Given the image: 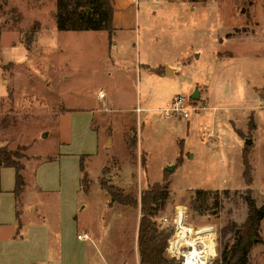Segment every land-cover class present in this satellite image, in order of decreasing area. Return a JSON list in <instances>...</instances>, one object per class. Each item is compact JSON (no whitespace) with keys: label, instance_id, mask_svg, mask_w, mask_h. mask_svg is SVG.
Instances as JSON below:
<instances>
[{"label":"rangeland","instance_id":"rangeland-1","mask_svg":"<svg viewBox=\"0 0 264 264\" xmlns=\"http://www.w3.org/2000/svg\"><path fill=\"white\" fill-rule=\"evenodd\" d=\"M130 10L135 13L131 26L109 36L106 31H58L56 0H0V147H20L24 157L41 160L27 164L23 177L28 185L20 197L26 220L47 215L56 237L51 251L38 247L39 263L46 257L42 264L52 259L58 260L54 264H84L90 253L93 264H139L141 200L154 189L146 183L140 150L150 151L158 163L181 147L188 122L205 106L201 88L193 87L196 99L190 97L194 90L185 94L182 86L189 83L208 86L214 107L208 113L218 122L220 154L211 160L203 149L212 146L203 140L209 132L203 122L191 142L197 145L198 135L203 143L200 150L192 146L199 151L196 161L183 167L174 163L172 171H164L159 185L168 182V197L164 210L152 218L155 228L171 231L159 221L176 201L170 189L184 192L185 222L213 227L212 264L245 222L248 193L256 206L264 205V0H137ZM169 19L194 24L196 36L186 38L173 28L170 39L165 34ZM195 52L200 59L178 80L146 72L147 65L157 68L165 59L181 67V57L194 60ZM175 92H185L180 95H188L197 109L188 119L164 113ZM246 139L252 144L244 149ZM240 151L252 177L250 190ZM82 169L88 174L87 190L81 186ZM162 176L152 169L148 180L160 182ZM31 180L46 193L31 187ZM100 181L119 189L127 201H114ZM196 190L206 192L198 212L191 207ZM77 235L90 240L79 241ZM205 243L210 250V242ZM249 264H264V219Z\"/></svg>","mask_w":264,"mask_h":264},{"label":"crops","instance_id":"crops-1","mask_svg":"<svg viewBox=\"0 0 264 264\" xmlns=\"http://www.w3.org/2000/svg\"><path fill=\"white\" fill-rule=\"evenodd\" d=\"M136 1L137 0H111V5L113 9L112 24H111L112 32L117 31V30H123L131 26L135 13L134 12L132 13L130 9L133 3L135 4ZM174 2H180V1H174ZM135 20H136V15H135ZM176 22H178V24L177 26H174ZM167 24L170 26V28L165 32V34H167L170 37V39L175 36V30L173 28H177L178 30H180L185 35L186 38H188V36L190 37L191 35L195 37L196 33L198 32L194 24H189V22L186 23L184 20L181 21L178 19H173V20L169 19ZM194 55H195L194 60H191L186 54H185V57H181V60H182L181 67H178V65H176L175 63H171L168 61V59H165L161 63H159L158 65L159 67H157V68H162L161 73H156L154 71L156 68L151 67L149 65H147L148 69H146V72H148L149 75L158 76L160 79L178 80L177 77L179 76L180 72L183 69H190L192 67H195L196 62H198V60L200 59V53L195 52ZM174 82H177V81H174ZM193 84L194 83H189V84H186V86L184 87L182 86V89L185 92H187V93L185 92L184 93L190 95L194 90L193 88L194 86L198 87V89L201 88L203 90V93L201 95H203L204 97L203 101H204L205 106L200 111L201 113L199 112L198 114H194V116H192V120H191L192 122L190 123L188 122V126L185 129L186 131L185 139L182 141V143L180 142L181 147L179 148V145H177L178 148L173 150L171 157L161 160L158 163H154L153 158H152V153L150 151L140 150V153L144 154V167L143 168H144L145 175L147 178L146 183L148 185H153V184L155 185V184L161 183L164 179V171L167 170L168 167L173 166V164L176 162L177 159L180 158L179 159L180 163L178 165L180 167L193 164L196 161L199 151H197V149L193 148L192 146L200 145L199 147V150H200L201 147H203L202 146L203 143L202 141L198 142L199 140L198 135L195 140L198 144L196 145L195 143H191V142L193 141V136H196V134H200L199 127L202 125L203 122L205 124V128L209 129V132H205L203 134V140L207 139L208 141L212 142L211 147H207L203 149H205V151L211 156V160L216 161L217 156L220 154V149L217 144L218 122H217V119L213 115H210L208 113L209 109L214 110V107L210 106V98H209L208 90H207L208 86L205 83L202 84L201 87L197 86L196 83L195 85ZM184 93L175 92L171 95L170 98L176 95H179V94H184ZM194 97H195L194 99H196L197 94H195ZM91 116L93 118L94 113H92ZM193 117H196V118H193ZM92 122L93 120H91V123ZM232 126H234V128L242 130L243 133L246 132V129H241L237 127L235 124H232ZM43 137H47V136H43ZM242 141H243L242 139H239V146L241 147V150H242ZM98 142H99V139H98ZM241 152L242 151H240V153ZM27 155L29 157L25 156L22 159V164L24 166V170L22 172L23 176H25V171H26L28 163L29 164L31 162L38 163V161H41L39 157H34L29 154ZM240 159L242 162V158ZM140 169H141V164H140ZM152 169H156V170L163 172V176L160 182H149L148 174L150 170ZM5 173H11V174L6 176L4 175ZM13 175H14V184L11 181V178L13 177ZM24 182H25V185L23 187V192L21 195H23L24 189L28 185V182H26V178H24ZM30 183H31V187H33L34 189L41 191V192L46 191V190L44 191L42 190V187L38 181L31 180ZM13 186H15V171L12 168L6 169V170L1 169L0 170V264H33L34 261H36L37 258L39 257L36 254V252H39V253L42 252V247L39 249L38 247L44 245L45 251L47 253L50 241L55 242L56 237L52 235L51 233L52 230H51L50 224L48 223L49 220L47 219L48 217L47 215L46 216L39 215L38 217L31 216L30 221L26 220L28 218L25 215L27 210L24 204L19 203L17 205L16 199L14 196ZM99 187L101 188V186ZM45 193L46 192H44V194ZM52 193L57 194V192H54V191H52ZM183 193L184 192H180V194L173 193L170 189V195L176 199V201L172 202L171 205L181 200L180 197L184 195ZM191 194H193V192H191ZM170 206L168 207L167 212ZM41 208L43 207H39V209ZM29 210L31 212L36 213L35 207H31ZM43 210L45 211V209ZM17 211L19 212L18 218L16 216ZM138 226L136 229V239H137V233H138ZM84 240H90V237L87 236L86 239H81L79 241H84ZM45 256H48V255H45ZM89 256H90V253L84 259L86 261L84 262V264H93L90 261ZM40 259L45 260V261L48 260L46 257L40 258ZM56 260L57 259H52L50 261L52 264H54ZM45 261H42L41 263H39V261H36L37 262L36 264H42V263H45Z\"/></svg>","mask_w":264,"mask_h":264},{"label":"trees","instance_id":"trees-1","mask_svg":"<svg viewBox=\"0 0 264 264\" xmlns=\"http://www.w3.org/2000/svg\"><path fill=\"white\" fill-rule=\"evenodd\" d=\"M56 8L55 20L58 31H106L109 36L112 33L113 9L111 0H56ZM154 71L161 73L162 68H156ZM250 123L251 120L249 125H251ZM250 129H253V127ZM235 132L237 135L240 134L237 130ZM135 140L136 138H133V144L136 143ZM251 144H244V149ZM23 151L24 149L20 147L14 150L0 147V168H12L15 171L14 196L17 205L20 203L19 199L25 185L22 174L24 166L20 162L24 157ZM244 152H242V165L244 166L242 177L245 186L250 190L252 177L247 172L248 165ZM179 159L175 162L177 166L180 163ZM81 171L83 173L81 186L84 190H87V173H84L83 169ZM100 186L117 203L124 204V201H127V198L122 195L119 189L108 186L103 181H100ZM153 188L155 190L145 191L141 200V218L137 233L139 264H176L177 261L164 257L170 231L159 232L152 222L156 212L165 208V202L168 197V182L163 185L155 184ZM131 200L136 204V200ZM244 200L247 205L245 222L237 233L233 232L232 242L230 244L227 243L222 248L219 258L215 259L212 264H249V253L253 245V238L258 235L260 222L264 219V205L256 206L254 199L249 193ZM205 204V190H196L194 198L191 200L193 211L198 212ZM18 215L19 212L17 211V218Z\"/></svg>","mask_w":264,"mask_h":264},{"label":"built area","instance_id":"built-area-1","mask_svg":"<svg viewBox=\"0 0 264 264\" xmlns=\"http://www.w3.org/2000/svg\"><path fill=\"white\" fill-rule=\"evenodd\" d=\"M99 97H103V94H100ZM196 110L192 107L188 95L179 94L169 101L164 113L175 114L183 119H188L191 113L196 112ZM186 211V203L179 200L170 206L168 215L162 217L159 221L158 226L170 225L171 227L165 248V256L167 259L177 261L178 264H210L209 261L214 255V246L212 240H209L211 235L214 236L213 227L210 225L193 226L187 224L185 222ZM86 238V235L77 236L79 240ZM205 240L210 242V250ZM193 253L195 254L192 255ZM188 257H190L189 260Z\"/></svg>","mask_w":264,"mask_h":264},{"label":"water","instance_id":"water-1","mask_svg":"<svg viewBox=\"0 0 264 264\" xmlns=\"http://www.w3.org/2000/svg\"><path fill=\"white\" fill-rule=\"evenodd\" d=\"M195 94H196V90H194V92L191 94V96H190L191 99H194V98H195V97H194ZM251 143H252V141H251L250 139H246V140H245V144H248V145H249V144H251ZM167 170H168V171H172V170H173V167L170 166V167L167 168ZM176 264H178V263H176Z\"/></svg>","mask_w":264,"mask_h":264},{"label":"bare ground","instance_id":"bare-ground-1","mask_svg":"<svg viewBox=\"0 0 264 264\" xmlns=\"http://www.w3.org/2000/svg\"><path fill=\"white\" fill-rule=\"evenodd\" d=\"M195 253H193L192 255H194ZM195 257H196V255H195ZM190 259V257H188V260Z\"/></svg>","mask_w":264,"mask_h":264}]
</instances>
